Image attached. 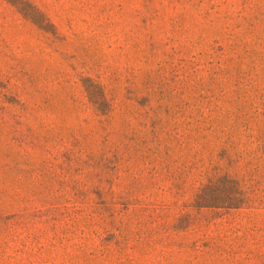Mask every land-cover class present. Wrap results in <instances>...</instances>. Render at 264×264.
Instances as JSON below:
<instances>
[{
	"label": "rangeland",
	"instance_id": "rangeland-1",
	"mask_svg": "<svg viewBox=\"0 0 264 264\" xmlns=\"http://www.w3.org/2000/svg\"><path fill=\"white\" fill-rule=\"evenodd\" d=\"M0 264H264V0H0Z\"/></svg>",
	"mask_w": 264,
	"mask_h": 264
}]
</instances>
